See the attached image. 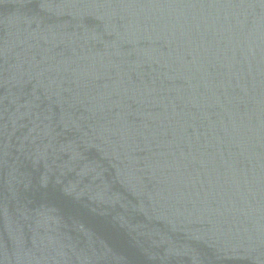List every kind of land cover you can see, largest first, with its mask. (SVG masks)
I'll list each match as a JSON object with an SVG mask.
<instances>
[{
	"label": "water",
	"instance_id": "95a60500",
	"mask_svg": "<svg viewBox=\"0 0 264 264\" xmlns=\"http://www.w3.org/2000/svg\"><path fill=\"white\" fill-rule=\"evenodd\" d=\"M0 264H264V0H0Z\"/></svg>",
	"mask_w": 264,
	"mask_h": 264
}]
</instances>
